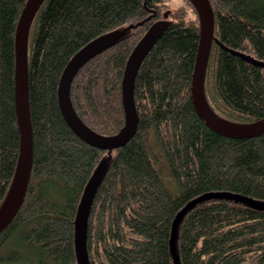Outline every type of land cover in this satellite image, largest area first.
<instances>
[{
    "label": "trees",
    "instance_id": "1",
    "mask_svg": "<svg viewBox=\"0 0 264 264\" xmlns=\"http://www.w3.org/2000/svg\"><path fill=\"white\" fill-rule=\"evenodd\" d=\"M45 0L28 36L34 135L27 192L0 232V264H79L77 213L102 167L86 226L90 264H264V133L235 138L211 128L192 95L200 18L191 0ZM215 40L204 90L222 118L264 117V0H209ZM27 0H0V206L21 144L16 107V30ZM167 23L135 81L139 123L113 150L80 138L64 118L58 90L69 60L106 36L77 73L71 101L93 130L125 125L123 78L135 46ZM173 232L175 233L172 241Z\"/></svg>",
    "mask_w": 264,
    "mask_h": 264
},
{
    "label": "water",
    "instance_id": "2",
    "mask_svg": "<svg viewBox=\"0 0 264 264\" xmlns=\"http://www.w3.org/2000/svg\"><path fill=\"white\" fill-rule=\"evenodd\" d=\"M45 0H27L16 30V107L21 134L20 152L16 171L9 191L0 206V232L14 219L19 211L29 184L33 167L34 135L30 113L28 83V36L34 16ZM200 18V43L193 74L192 95L195 107L203 120L214 130L235 138L258 136L264 133V117L236 123L219 116L205 97L204 81L209 55L214 39L215 18L209 0H191ZM167 23L155 22L144 34L128 58L123 78V103L125 125L112 135H105L90 128L77 114L71 101V87L78 71L106 45V36L94 39L79 50L66 65L59 84L58 97L61 112L73 131L87 143L101 149L113 150L125 145L135 134L139 114L135 105L134 90L139 68ZM103 168L100 167L87 185L77 213V250L79 264H90L86 249V226L90 205L93 201Z\"/></svg>",
    "mask_w": 264,
    "mask_h": 264
},
{
    "label": "rangeland",
    "instance_id": "3",
    "mask_svg": "<svg viewBox=\"0 0 264 264\" xmlns=\"http://www.w3.org/2000/svg\"><path fill=\"white\" fill-rule=\"evenodd\" d=\"M166 2L171 7H175V6H177V4H179L178 0H166ZM220 192H222L224 194H232V195H235V196H239V197H242L246 202H249V203H252V204H255V205L264 206V200H261V199H253V198L245 197V196H243L241 194H237V193H233V192H229V191H220ZM174 235H175V233L173 232L172 241L174 239ZM173 250H174L173 256H174L175 262H176V264H179L178 256L175 253V249L173 248ZM12 264H25V263H12Z\"/></svg>",
    "mask_w": 264,
    "mask_h": 264
},
{
    "label": "bare ground",
    "instance_id": "4",
    "mask_svg": "<svg viewBox=\"0 0 264 264\" xmlns=\"http://www.w3.org/2000/svg\"><path fill=\"white\" fill-rule=\"evenodd\" d=\"M215 40V32H214V39H213V41ZM62 76V75H61ZM23 204V203H22Z\"/></svg>",
    "mask_w": 264,
    "mask_h": 264
}]
</instances>
